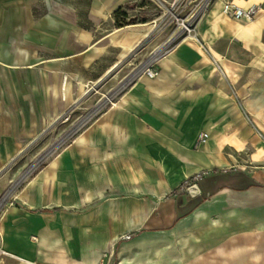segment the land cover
Returning a JSON list of instances; mask_svg holds the SVG:
<instances>
[{"label": "crops", "instance_id": "0c3cea01", "mask_svg": "<svg viewBox=\"0 0 264 264\" xmlns=\"http://www.w3.org/2000/svg\"><path fill=\"white\" fill-rule=\"evenodd\" d=\"M134 1L0 0V197L14 199L0 217L2 257L264 264V0H232L257 7L249 22L214 0L157 78L137 77L19 181L22 154L51 144L46 132L66 123L83 88L151 31L116 27Z\"/></svg>", "mask_w": 264, "mask_h": 264}, {"label": "rangeland", "instance_id": "374dc122", "mask_svg": "<svg viewBox=\"0 0 264 264\" xmlns=\"http://www.w3.org/2000/svg\"><path fill=\"white\" fill-rule=\"evenodd\" d=\"M207 2L208 7L199 21L201 22L214 0H172L168 3L158 0H135L128 5V16L124 19L121 18L120 23L140 31L146 30L148 27H152V30L131 51L123 53L124 57L119 66L106 77L100 86L94 87L93 84H87L83 88L87 94L84 100L70 112L66 123H62L63 121L61 122L62 119H60L51 131L46 132V136L52 140L51 144L47 143L42 148L37 147L22 154L24 156L22 159L28 161L19 181L21 182L42 166L79 130L91 120L93 121L98 113L110 107L109 102H115L139 76L142 67L158 55L160 51L157 52V49L164 48L156 59L168 49L176 46L182 40V36H179L182 22H186L187 17L196 7L204 3L202 8H205ZM117 57H119L118 54ZM19 181L17 183H20ZM126 237L123 239L128 240ZM0 264H18V262L0 257Z\"/></svg>", "mask_w": 264, "mask_h": 264}, {"label": "built area", "instance_id": "2783aa9c", "mask_svg": "<svg viewBox=\"0 0 264 264\" xmlns=\"http://www.w3.org/2000/svg\"><path fill=\"white\" fill-rule=\"evenodd\" d=\"M204 3L201 6L196 7L194 10L191 11L185 23L182 22L181 28L179 30V36H182L181 38L182 40L187 37H194L196 24H198V22L201 20L203 13L208 7V2H207L206 7L202 9ZM223 12L224 14L232 18L242 20L245 22H249L254 19L257 13V7L251 6L249 8L243 9L233 4L231 0V1L226 2L223 5ZM173 48L168 49L167 51L162 53L158 59L152 60L148 64H146L144 67H142L140 74L150 79L156 78L159 74V71L157 68L159 60L167 56ZM109 104H110V107H113L115 105V102L110 101ZM205 138H206L205 134H200L198 137V143H203ZM201 176L202 174H196L186 179L176 188V192L183 193V192L188 191L190 188L195 187V184L200 180ZM13 202H14V199L11 198L10 192L0 197V217H1L2 212L6 210L9 206H11ZM129 238H130L129 236L126 237V239H129ZM2 256H3V252L0 249V257Z\"/></svg>", "mask_w": 264, "mask_h": 264}, {"label": "bare ground", "instance_id": "6f19581e", "mask_svg": "<svg viewBox=\"0 0 264 264\" xmlns=\"http://www.w3.org/2000/svg\"><path fill=\"white\" fill-rule=\"evenodd\" d=\"M203 7H204V6H203ZM222 8H223V7H222ZM202 9H203V8H202ZM222 13L224 14V12H223V9H222ZM149 30H152V27H149ZM163 49H164V48H162V47H161V48H159V49H157V52H158V51H160V52L158 53V55H157V56H155V55H154L155 57H154L153 59H150V60L147 62V64H148V63H149L151 60H154V59H156V58L159 56V54L162 52V50H163ZM162 59H163V58H162ZM159 61H160V60H159ZM144 66H145V65H144ZM144 66H143V67H144ZM158 76H159V74H158ZM158 76H157V77H158ZM139 77L141 78V77H144V76L140 74V76H139ZM139 77H138V78H139ZM157 77H156V78H157ZM148 79H150V78H148ZM106 100H108V99H106ZM205 135H206V138H205V140H204V142H203V143H205V142H206V140H207V137H208V135H207V134H205ZM20 263H21V262H20ZM22 263H23V264H30V263H26V262H22ZM18 264H19V263H18Z\"/></svg>", "mask_w": 264, "mask_h": 264}, {"label": "trees", "instance_id": "16d2710c", "mask_svg": "<svg viewBox=\"0 0 264 264\" xmlns=\"http://www.w3.org/2000/svg\"><path fill=\"white\" fill-rule=\"evenodd\" d=\"M123 16H125L124 14H123ZM126 17V16H125ZM144 22H146V21H144ZM116 27H122L124 24H122V23H118V22H116ZM126 25V24H125Z\"/></svg>", "mask_w": 264, "mask_h": 264}, {"label": "water", "instance_id": "95a60500", "mask_svg": "<svg viewBox=\"0 0 264 264\" xmlns=\"http://www.w3.org/2000/svg\"><path fill=\"white\" fill-rule=\"evenodd\" d=\"M112 71H114V70H112ZM112 71H111V72H112ZM111 72H110V73H111ZM110 73H108V74H107V76H109V75H110ZM107 76H105V78H103L102 80H100V82H99V83H101L102 81H104V80L106 79V77H107Z\"/></svg>", "mask_w": 264, "mask_h": 264}]
</instances>
